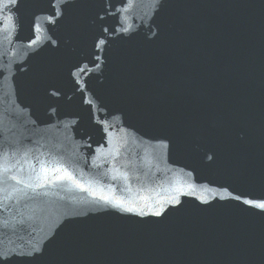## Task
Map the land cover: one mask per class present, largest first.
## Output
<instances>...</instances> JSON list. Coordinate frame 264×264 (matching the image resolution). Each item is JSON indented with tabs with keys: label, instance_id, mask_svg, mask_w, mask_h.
Listing matches in <instances>:
<instances>
[{
	"label": "water",
	"instance_id": "water-1",
	"mask_svg": "<svg viewBox=\"0 0 264 264\" xmlns=\"http://www.w3.org/2000/svg\"><path fill=\"white\" fill-rule=\"evenodd\" d=\"M146 0H0V264H34L101 86Z\"/></svg>",
	"mask_w": 264,
	"mask_h": 264
},
{
	"label": "snow or ice",
	"instance_id": "snow-or-ice-1",
	"mask_svg": "<svg viewBox=\"0 0 264 264\" xmlns=\"http://www.w3.org/2000/svg\"><path fill=\"white\" fill-rule=\"evenodd\" d=\"M11 2H15V0H11ZM57 179H63V177H57ZM260 208L264 209V203L259 205Z\"/></svg>",
	"mask_w": 264,
	"mask_h": 264
}]
</instances>
